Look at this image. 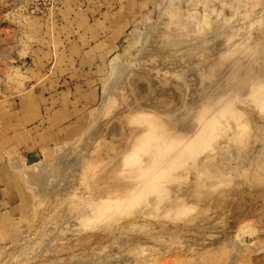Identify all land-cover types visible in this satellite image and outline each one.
Segmentation results:
<instances>
[{
  "label": "rangeland",
  "instance_id": "374dc122",
  "mask_svg": "<svg viewBox=\"0 0 264 264\" xmlns=\"http://www.w3.org/2000/svg\"><path fill=\"white\" fill-rule=\"evenodd\" d=\"M0 264H264V0H0Z\"/></svg>",
  "mask_w": 264,
  "mask_h": 264
},
{
  "label": "bare ground",
  "instance_id": "6f19581e",
  "mask_svg": "<svg viewBox=\"0 0 264 264\" xmlns=\"http://www.w3.org/2000/svg\"><path fill=\"white\" fill-rule=\"evenodd\" d=\"M146 34L145 35H141L140 34V39H141V41H144V39L146 38ZM163 38H164V40L162 41L163 43H165L166 41H168L169 39H171V38H167V39H165V37L163 36ZM131 63V62H130ZM130 63H128V64H130ZM134 62H132L131 64H133ZM112 64V63H111ZM128 64H127V62H123L122 60L120 61V60H118V59H114L113 60V64H112V67H113V71H114V75L111 77V80H112V78H114L113 80L114 81H112V82H115V85L117 84L118 85V83L120 84V82H121V85H122V83L123 82H125V80H124V78H125V73H126V69L128 70V68L129 67H132V66H128ZM136 65V64H135ZM134 66V65H133ZM124 67H125V69H124ZM130 72V71H129ZM119 78V80H117ZM126 78H128V76L126 77ZM137 78V77H136ZM129 80V79H128ZM116 81H118V83H116ZM127 81V80H126ZM130 82H126L125 84H129ZM137 83V82H136ZM110 84H111V82H110ZM124 84V83H123ZM113 86V85H112ZM122 86H124V85H122ZM130 86V85H129ZM109 87V86H108ZM115 87V86H114ZM121 87V86H120ZM113 87H111V89L110 90H113L112 89ZM116 88H119V87H117L116 86ZM115 88V89H116ZM109 89V88H108ZM120 89V88H119ZM124 90H125V87H124ZM109 91V90H108ZM109 94V93H108ZM110 94H111V92H110ZM112 96V95H111ZM109 97H110V95H109ZM105 98H106V96H105ZM107 99V98H106ZM109 99V98H108ZM105 102H108V100L106 101L105 100Z\"/></svg>",
  "mask_w": 264,
  "mask_h": 264
}]
</instances>
